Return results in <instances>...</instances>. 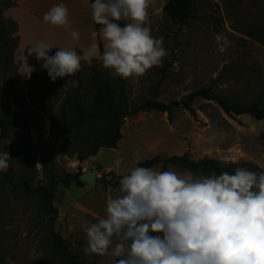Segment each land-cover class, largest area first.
Instances as JSON below:
<instances>
[{
    "label": "rangeland",
    "instance_id": "rangeland-1",
    "mask_svg": "<svg viewBox=\"0 0 264 264\" xmlns=\"http://www.w3.org/2000/svg\"><path fill=\"white\" fill-rule=\"evenodd\" d=\"M167 1L149 0L146 26L153 36L164 38L168 55L142 76L112 77L96 57L91 64L82 61L74 76L53 82L42 64L22 65L17 50L15 68L0 71V152L7 151L11 158L8 170L0 171V264H68L53 250L41 198L24 194L25 180L36 189L47 185L51 176L62 179L95 171L91 187L86 182L83 187L76 182L68 188L57 186L54 229L68 242L74 264H110V256L84 254L87 237L81 225L105 215L106 200L120 194L115 184L139 163L187 154L195 161L213 158L264 170V120L227 114L216 101L202 98L192 104L194 113L179 108L171 114L150 112L127 118L116 148H102L80 162L78 153L92 128L68 136L59 110L69 95L93 108L99 82L109 84L120 99L123 81L130 102L137 105L150 99L181 102L204 90L228 105L264 110V0H196L194 19L183 27L162 11ZM6 28L14 33L16 45V26L7 22ZM72 80L79 82L77 87L71 86ZM9 111L14 114L7 117Z\"/></svg>",
    "mask_w": 264,
    "mask_h": 264
},
{
    "label": "clouds",
    "instance_id": "clouds-1",
    "mask_svg": "<svg viewBox=\"0 0 264 264\" xmlns=\"http://www.w3.org/2000/svg\"><path fill=\"white\" fill-rule=\"evenodd\" d=\"M93 21L102 26L80 55L77 51L40 41L27 49L42 61L55 82L74 76L81 62L99 57L112 77L128 79L162 64L168 55L164 38L147 25L149 0H93ZM65 5L53 6L43 16L52 26L69 29ZM128 21L121 26L118 21ZM102 40L100 51L97 40ZM79 82L72 80L71 86ZM69 90L68 84L63 85ZM9 141L8 143H10ZM10 156L0 152V171ZM119 195L106 200L105 215L81 225L87 237L85 255L110 256V264H264V170L238 167L234 172L195 175L137 166L119 181Z\"/></svg>",
    "mask_w": 264,
    "mask_h": 264
},
{
    "label": "trees",
    "instance_id": "trees-1",
    "mask_svg": "<svg viewBox=\"0 0 264 264\" xmlns=\"http://www.w3.org/2000/svg\"><path fill=\"white\" fill-rule=\"evenodd\" d=\"M93 0H91V3ZM2 12L0 14V71L4 70L9 72L15 68L13 55L18 48L17 44L14 45L15 38L12 32L6 28V23L17 25L14 21L5 17V12L14 6L10 0H0ZM162 11L179 27H183L189 21L194 19L196 11V0H168L163 6ZM124 26V24H120ZM15 73H17L15 71ZM199 98L205 100H214L227 114L234 115H249L256 120H264V110L256 106L243 107L240 105H228L219 97H213L207 91L201 90L190 94L184 101L172 102L165 104L154 99H150L143 104H133L130 102L127 95L124 82H121V97L116 99L111 86L109 84L99 82V92L97 95L96 103L93 108H85L82 102L74 95L69 97L62 103L59 110L61 125L63 131L71 137L81 134L84 130L91 127V131L84 142V149L78 153L80 162L97 155L100 149L109 148L114 149L122 140L121 128L127 118L139 115L140 113H168L171 114L172 110L184 108L191 113H194L192 104ZM14 112H7V117L12 116ZM142 167H157L162 166L163 169L169 166L180 170H189L193 173H221L228 171L230 173L239 165H227L213 159L205 158L195 161L185 154L182 156H172L170 158L155 157L138 164ZM255 171H261L255 170ZM81 174H67L62 179H57L53 176L50 177L48 184L39 188H32L30 182L25 180L21 188L24 194L28 197L41 198V211L49 217V240L53 244L55 254L64 262L74 264L73 255L69 251V244L64 240L59 233L54 229L55 223L58 219V210L54 205L55 192L59 184L68 188L72 182H76L78 187H83L84 183L79 180ZM119 189V183L115 184Z\"/></svg>",
    "mask_w": 264,
    "mask_h": 264
},
{
    "label": "crops",
    "instance_id": "crops-1",
    "mask_svg": "<svg viewBox=\"0 0 264 264\" xmlns=\"http://www.w3.org/2000/svg\"><path fill=\"white\" fill-rule=\"evenodd\" d=\"M14 6L5 12V17L17 25L18 39L17 58L22 65L38 66L43 62L35 55L29 56L27 49L40 41L54 47L49 55H53L58 47L71 48L82 55L93 42L92 33H99L102 26L96 24L91 15V0H10ZM63 4L68 9L71 30L79 32V40L74 41L69 29L52 26L43 20V16L53 6ZM125 21V20H120ZM127 23V21H125ZM100 51L104 42L97 40Z\"/></svg>",
    "mask_w": 264,
    "mask_h": 264
},
{
    "label": "water",
    "instance_id": "water-1",
    "mask_svg": "<svg viewBox=\"0 0 264 264\" xmlns=\"http://www.w3.org/2000/svg\"><path fill=\"white\" fill-rule=\"evenodd\" d=\"M81 182H86L89 187L93 186L96 182V173L93 170H90L89 172L82 174L79 178Z\"/></svg>",
    "mask_w": 264,
    "mask_h": 264
}]
</instances>
